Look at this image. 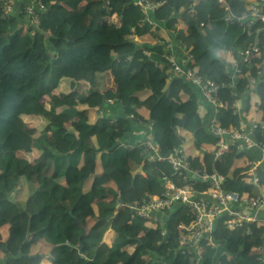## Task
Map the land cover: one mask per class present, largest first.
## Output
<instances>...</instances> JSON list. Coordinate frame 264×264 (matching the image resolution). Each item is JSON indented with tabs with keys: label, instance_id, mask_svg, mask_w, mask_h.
Returning <instances> with one entry per match:
<instances>
[{
	"label": "trees",
	"instance_id": "16d2710c",
	"mask_svg": "<svg viewBox=\"0 0 264 264\" xmlns=\"http://www.w3.org/2000/svg\"><path fill=\"white\" fill-rule=\"evenodd\" d=\"M40 1L34 23L28 0H0V264H264L259 224L232 232L220 218L211 237L218 247L182 255L179 226L192 221L186 206L166 210L162 225L135 215L131 204L163 196L164 177L179 176L167 162H148L143 141L118 134L136 122L150 130L164 157L180 137L193 166L223 176L226 192L261 195L264 169L248 174L253 160L234 147L222 157L211 153L218 139L200 117L201 92L170 77L165 63L170 42L185 44L189 66L222 86V126L243 119L261 127L264 51L237 82L230 79L239 52L257 42L264 47L262 22L246 28L226 21L247 13L250 0H150L159 7L149 14L136 0ZM248 76L258 80L251 92ZM253 93L258 102H251ZM114 101L116 121L107 111ZM236 101L245 104L242 118L233 114ZM33 153V160L21 155ZM197 187L202 192L209 184Z\"/></svg>",
	"mask_w": 264,
	"mask_h": 264
},
{
	"label": "built area",
	"instance_id": "2783aa9c",
	"mask_svg": "<svg viewBox=\"0 0 264 264\" xmlns=\"http://www.w3.org/2000/svg\"><path fill=\"white\" fill-rule=\"evenodd\" d=\"M194 4L203 0H191ZM222 4H226V0H218ZM30 4L26 7L27 16L34 23L38 22L36 16V8L42 10L44 7L40 0H28ZM136 5L140 6L145 13H152L159 4L150 0H137ZM229 10L228 5L225 6ZM250 10L242 14L241 17L230 16L226 21L233 24L239 22L246 28L251 27L255 22H262L264 26V0H250ZM11 11L10 5L6 8V12ZM147 19H149L147 17ZM169 54L166 57V64L170 67V77H182L184 80L198 88L205 100L213 105V114L208 124L209 132L218 138L216 148L211 152L215 157H222L231 147L239 152H249L257 150L260 153V160L256 163L252 162L250 173L256 172L258 168L264 169V136L257 137L256 131L264 130V124L259 127L252 122L251 127L241 119L239 126L224 128L219 119L220 110L224 105L220 99L219 93L221 85L210 79H206L202 74L196 73L189 64L191 60L183 58V54L187 46L180 42L176 46L172 42L167 45ZM180 53L181 56L175 54ZM264 47L255 43L244 51L239 52L238 59L234 60L233 71L230 79L233 83L237 82L241 74H244V68L262 54ZM260 75V72L257 73ZM255 76H248L246 79V89L254 90L257 85ZM233 94V93H232ZM243 102L236 101L233 105V114L242 118ZM178 129V126H176ZM249 129V130H248ZM181 139H177V145L166 157L161 155L163 149L152 137H148L143 147L146 148L148 162L156 160L167 162L172 169L178 173V180L172 181L164 177L165 193L163 196H153L142 198L129 206L135 215L142 219L151 220L158 225H162V215L166 210L172 209L176 204H182L188 208L192 215L190 224H180L181 234L179 237L180 252L182 255H190L192 253H200L205 247H218L217 243L212 241L211 237L215 231L218 219L225 218L227 229L234 232L242 229L244 226L256 223L264 227V218L257 217V213L264 212V190L261 189V195L256 199L240 198L238 194L226 192L222 188L223 177L216 173H208L207 171L197 169L192 165V159L186 154L184 144ZM121 146L127 150H134L135 144L121 143ZM140 146V145H138ZM254 183L257 184L259 179L256 177ZM209 184L205 191H199L197 185ZM196 261L199 262V256L196 254ZM261 259V257L259 258Z\"/></svg>",
	"mask_w": 264,
	"mask_h": 264
},
{
	"label": "crops",
	"instance_id": "0c3cea01",
	"mask_svg": "<svg viewBox=\"0 0 264 264\" xmlns=\"http://www.w3.org/2000/svg\"><path fill=\"white\" fill-rule=\"evenodd\" d=\"M114 22L116 23L115 20H114ZM156 36H158V35H156ZM179 55H181V54L179 53ZM200 96L201 97L199 98V103H200L199 104V114H200V117H202L205 120L206 125H207L209 120L211 119L213 107L209 102H207L205 100L202 93H200ZM123 101L124 100L121 99L119 101L118 105L121 106ZM251 102H258V98H257L255 93H253L251 96ZM118 105H115V101L109 103V105H108L107 111L109 112L110 111L109 109L113 110V114H112L113 121H116L119 118V115L121 114L120 108ZM244 109H245V104H244ZM147 118L149 119L150 117L147 116ZM247 124H249V123L247 122ZM131 126H133V129L131 131H124V132L118 133L120 138L125 142H135V141L146 142L148 137H149L148 133L150 132V130L148 129V131H147V129H145V127H143L142 125H137L136 122H133L131 124ZM168 150H170V149H168ZM248 155L250 156V158L253 160L254 163L258 162L260 160V157H261L260 153L257 150H250L248 152ZM257 217L260 219L264 218V212L257 213Z\"/></svg>",
	"mask_w": 264,
	"mask_h": 264
},
{
	"label": "rangeland",
	"instance_id": "374dc122",
	"mask_svg": "<svg viewBox=\"0 0 264 264\" xmlns=\"http://www.w3.org/2000/svg\"><path fill=\"white\" fill-rule=\"evenodd\" d=\"M25 23H27V20L26 21H24ZM71 85V87H72V85H73V83H71L70 84ZM69 88V89H72V88ZM164 105H166V104H164ZM34 121H30V120H27V123H29V124H32ZM37 126H43V123H40V124H38ZM191 144V136L190 135H187V142H186V144H185V147L187 148V145H190ZM164 150V149H163ZM23 157H26L28 160H33V159H35V158H37L38 157V154L37 153H33V155H26V154H21ZM93 166V165H92ZM88 168V169H87ZM86 169H87V171L88 172H93L94 173V171L96 170V167H91V165L89 166V167H87ZM247 172H249V170L247 171ZM92 179V178H91ZM94 179V178H93ZM93 181V180H92ZM35 252H37L38 254H39V248H35ZM0 253H2V250L0 249Z\"/></svg>",
	"mask_w": 264,
	"mask_h": 264
},
{
	"label": "clouds",
	"instance_id": "9594fccd",
	"mask_svg": "<svg viewBox=\"0 0 264 264\" xmlns=\"http://www.w3.org/2000/svg\"><path fill=\"white\" fill-rule=\"evenodd\" d=\"M136 1H137V0H136ZM135 3H136V2H135ZM193 4H194V3H193ZM27 17H28V16H27ZM168 54H169V53H168ZM175 54H176V56L179 55V53H177L176 51H175ZM183 55H184V54H183ZM179 56H181V55H179ZM165 63H166V62H165ZM192 86H193V85H192ZM195 88H196V87H195ZM197 89H198V88H197ZM198 90H199V89H198ZM254 90H255V88H254ZM254 90H252V91H254ZM199 91H200V90H199ZM249 92H251V91L249 90ZM203 97H204V96H203ZM206 101H207V100H206ZM207 102H208V101H207ZM110 103H111V102H110ZM211 105H212V104H211ZM212 107H213V105H212ZM243 111H244V109H243ZM243 111H242V114H243ZM212 114H213V111H212ZM242 114H241V115H242ZM211 117H212V116H211ZM210 120H211V119H210ZM210 120H209V122H210ZM244 121H245V120H244ZM209 122H208V124H209ZM245 122H246V121H245ZM208 124H207V128H208ZM177 139H180V137H177ZM217 139H218V138H217ZM175 147H176V146H175ZM213 150H214V149H213ZM213 150H212V151H213ZM170 151H171V150H170ZM214 156H215V155H214ZM189 157H191V156H189ZM189 159H190V158H189ZM191 159H192V158H191ZM192 165H193V159H192ZM254 173H255V172H254ZM254 173H253V174H254ZM248 174L251 175L252 173L248 172ZM222 177H223V176H222ZM255 178H256V177H255ZM255 178H254V179H255ZM254 179H253V180H254ZM253 182H254V181H253ZM223 183H224V177H223ZM223 183H222V188H223L224 191H226V189H224V187H223ZM232 193H235V192H232ZM235 194H237V193H235ZM259 249L261 250V253H263V246H261Z\"/></svg>",
	"mask_w": 264,
	"mask_h": 264
},
{
	"label": "water",
	"instance_id": "95a60500",
	"mask_svg": "<svg viewBox=\"0 0 264 264\" xmlns=\"http://www.w3.org/2000/svg\"><path fill=\"white\" fill-rule=\"evenodd\" d=\"M142 172V168H140L139 170H137L136 172H134L133 173V178H136V176L138 175V174H140ZM134 180V179H133ZM12 202H15L13 199H12ZM124 205V202H123V200L122 199H120V202H119V204L117 205V209H119L121 206H123ZM28 235H29V233H28ZM79 251H80V253H82V247H80L79 248Z\"/></svg>",
	"mask_w": 264,
	"mask_h": 264
}]
</instances>
